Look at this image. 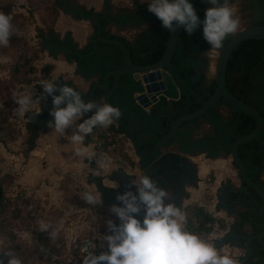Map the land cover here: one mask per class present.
I'll return each mask as SVG.
<instances>
[{"label": "crops", "instance_id": "obj_1", "mask_svg": "<svg viewBox=\"0 0 264 264\" xmlns=\"http://www.w3.org/2000/svg\"><path fill=\"white\" fill-rule=\"evenodd\" d=\"M12 1L16 4L12 6V12L16 16L25 15V8L20 6L23 3L20 4V0L10 2ZM54 2L58 16L52 23H38L40 35L38 38L34 37V41L30 43L39 49V57L35 59L34 66L39 68L51 64L53 69L49 78L43 76L36 82L35 88L27 91L28 95L34 98V102L24 116L18 114V121L22 120L24 128L23 135H28L27 114L38 111L47 116V122L33 148L29 147L23 137L10 141L5 155L9 159L16 184L26 188L43 180L52 182L62 179L65 173L95 172L96 175L103 177L115 171L138 174L137 167L141 157L150 154L151 145L168 128L169 118L165 111L173 101L163 99L156 106L157 113L147 115L134 103L136 92L140 89L138 83L129 82L127 77L122 78L111 96V104L120 109L121 116L111 125L122 131L119 135L127 140V156L136 166L131 167L126 162L117 163L113 157L106 154L107 165L101 167L99 164L98 169H94L91 162L95 160V150L90 144L89 135L82 143H73L70 139V130L62 133L49 128L48 121L52 119L49 114L52 107L51 96L42 93L41 82L55 81L58 86L68 84L86 97L92 85L104 84L106 72L123 65L122 52L100 41L96 43L97 51L89 56L93 63L88 66L82 65L81 61L88 57L81 59L79 55L94 50L93 41L97 38V27L94 22L83 19L74 4L82 9L86 17L87 12L98 16V22L103 27V37L116 39L133 47L136 54L140 34L153 27L154 16L147 11L145 0H54ZM143 15H147V18L141 20ZM18 42L20 40L17 39L15 43ZM17 49L18 47L14 45L6 50L9 51V55H14V50ZM9 55H0V61L7 62ZM111 88L113 77L109 78L108 89ZM95 93L96 102H106L103 91L97 90ZM76 122H79V118ZM205 133L206 123L203 121L185 124L179 132L181 144H172L164 149L183 152L198 169L197 185L186 188L189 197L183 200L182 211L184 212V208L189 205L197 204L204 207L213 217L226 222V230L218 231L206 238L216 246L220 254L232 256L239 264H264V249L256 238L257 235L264 233V205L255 193L244 189L240 173L234 166L231 156L218 153L209 155L207 149L193 147L195 143L203 141ZM183 143L190 144V147L183 148ZM86 158L88 162H85ZM248 171L254 177L250 167ZM258 181L264 185V172ZM262 241L264 243V238Z\"/></svg>", "mask_w": 264, "mask_h": 264}, {"label": "clouds", "instance_id": "obj_2", "mask_svg": "<svg viewBox=\"0 0 264 264\" xmlns=\"http://www.w3.org/2000/svg\"><path fill=\"white\" fill-rule=\"evenodd\" d=\"M203 13L197 10L194 0H148L147 11L162 28L188 35L199 31L209 51L222 49L224 41L236 34L241 17L232 0H206ZM16 31L10 14L0 12V45L7 46ZM42 93L51 96L48 126L57 132L71 131V141L82 143L97 126L107 127L118 120L121 111L104 102L85 101L74 87L57 85L55 81H42ZM38 99V98H37ZM34 100L31 95L18 97L19 114L24 116ZM91 113V115H87ZM36 114H39L37 111ZM79 118V122H76ZM90 158V157H89ZM101 167L106 159L98 160ZM102 194L85 192L82 199L89 205L102 203ZM116 203L109 209L115 219L106 220L107 232L103 236L106 251L96 254L94 241L81 247L84 253L80 264H239L228 254H220L213 243L202 238L186 226L185 213L172 201L167 189L147 174L129 181L127 190L117 192ZM142 213V215H141ZM42 231L49 229L42 224ZM50 235H56L53 230ZM9 255L7 264H21ZM0 264H5L0 259Z\"/></svg>", "mask_w": 264, "mask_h": 264}, {"label": "rangeland", "instance_id": "obj_3", "mask_svg": "<svg viewBox=\"0 0 264 264\" xmlns=\"http://www.w3.org/2000/svg\"><path fill=\"white\" fill-rule=\"evenodd\" d=\"M6 1L16 6L14 1L0 0ZM147 2L148 0H145L146 4ZM21 3L23 5L20 6L25 8L26 14L19 15L21 19L13 23L16 29L13 34L20 40L16 44L13 42V45L18 49L14 50V55H9V51L6 50L8 46L0 45V55L10 56L7 62L0 61V105L10 122L11 132L9 138L0 140V175L7 178L6 190L10 200L7 210L0 211V259L7 264L8 254H11L18 258L21 264H80L82 256L69 248L70 237L72 235L94 237L97 245L96 254H99L107 250L106 242L103 240L107 232L106 220L115 219L109 211L111 206L103 210V202L93 206L82 199L85 192H98L96 186L89 180V176L96 173H65L62 179L52 182L43 180L24 188L16 184L9 159L5 155L10 141L22 137L25 141L28 139V135L22 134L24 128L22 120L18 121L19 109L15 101L22 95H28L27 91L35 88L36 82L43 77L40 73L41 67H34L36 59L34 54H38L39 49L30 43L34 41V37L39 36L38 23H52L55 19L54 15H48L46 11L47 6L51 4L50 0H20ZM233 3L241 17L238 30L240 31L245 26L247 16L242 14L243 4L240 0ZM23 52L30 58L26 63L24 57L21 58ZM215 59L216 57L210 60V73L212 65L216 68ZM31 68L37 71H32ZM211 75H216V69ZM117 138L118 142L106 152L107 156L123 164V156H127V140L120 135ZM107 176L108 174L105 176V184L110 188H116L117 183L110 181ZM24 197H27L28 201ZM42 224H48L49 229L42 231L40 227ZM53 230L56 232L54 238L50 235ZM209 236L204 235L202 238L206 239Z\"/></svg>", "mask_w": 264, "mask_h": 264}, {"label": "water", "instance_id": "obj_4", "mask_svg": "<svg viewBox=\"0 0 264 264\" xmlns=\"http://www.w3.org/2000/svg\"><path fill=\"white\" fill-rule=\"evenodd\" d=\"M74 7L78 10L83 19L94 22V25L97 27V38L93 41L94 50L84 55H79L81 59L89 57L97 51V41L112 45L118 48L123 54V65L106 72L104 74V84L100 83L92 85L89 90V95L86 97L82 96L86 102L89 100L96 101L95 92L99 90L105 93L106 102L111 104V96L114 93V89L118 87L121 79L124 77H127L131 83H138L139 88H141V83L135 79L138 74H142V80L147 84L146 89L148 91H156L158 95H163L164 98L169 101L180 100V84L182 83V80L176 67L172 64V60L182 30L177 29L175 32L170 33L165 54L159 62L144 66L136 65L132 61L127 45L116 39L105 38L102 36L103 27L98 22V16L93 14L86 17L78 5L74 4ZM248 38L264 39V26L246 28L231 38L223 49L216 66V86L212 96L200 109L192 113H188L176 120H173L168 116L169 125L166 132L160 135V137L151 145L150 154L141 157L137 167L138 174H126L124 171L113 172L107 177L110 181L117 183L118 186L116 188L108 187L104 182L105 177L103 176H91V181L96 186L98 193L102 194L103 210H106L113 203H116L115 196L117 192L127 190L129 181L134 178L138 179L141 174L151 176L161 185V187L167 189L172 201L182 209L183 199L189 197L186 187H195L197 185L198 169L183 152L164 151V149L172 144L180 145L179 132L181 128L185 124L194 122L206 115L220 99H223L231 107L249 114L256 120L254 131L246 136L236 139L229 146V149L233 163L236 165L240 173L244 189L251 190L255 193L264 205V185L251 178L239 152V147L242 144L252 140H260L263 135L262 129L264 127V121L256 109L247 105L242 100L237 99L230 93L226 85L227 66L231 54L240 42ZM110 77H113V88L108 89ZM138 109L145 113L141 108ZM87 115H91V113H87ZM85 162H88L87 158L85 159ZM256 238L261 242L264 249V243L262 241L264 233L257 235ZM247 253V257H249V249L247 250Z\"/></svg>", "mask_w": 264, "mask_h": 264}, {"label": "flooded vegetation", "instance_id": "obj_5", "mask_svg": "<svg viewBox=\"0 0 264 264\" xmlns=\"http://www.w3.org/2000/svg\"><path fill=\"white\" fill-rule=\"evenodd\" d=\"M234 1L232 0V2ZM240 1L243 4L242 14L247 16L245 26L240 31L253 26H264V0ZM194 5L201 15L203 9L208 6L206 0H194ZM146 18L147 15H143L141 20ZM153 20V27L140 34L137 54L142 57L150 56L161 48L157 20L155 17H153ZM234 35L226 38L222 49L209 51V46L203 40L199 31L192 35L182 31L172 60V64L176 67L182 80L180 84L181 97L180 100L173 101L167 106L165 113L169 117L176 120L200 109L209 100L216 86V75L212 76L209 69L210 60L216 57L214 60L216 62L214 63L217 66L223 49ZM249 39L255 40V42L246 45L244 51H239L240 44ZM236 50L235 67L232 69L230 78L238 95L241 97L236 98L256 109L264 121V39L248 38L240 42L233 52ZM156 106L150 115L157 113ZM197 121L206 123V133L203 141L198 144L195 143L193 147L207 149L209 155L218 153L219 155L231 156L229 146L236 139L252 133L256 127V120L252 116L231 107L223 99H220L206 115L194 122ZM262 132L263 135L260 140H252L239 147L240 156L246 168L250 167L252 170L250 172H252L254 177L249 175L255 181L261 179L264 172V127ZM189 145L188 143H183V148L190 147ZM234 166L236 167L235 164Z\"/></svg>", "mask_w": 264, "mask_h": 264}, {"label": "trees", "instance_id": "obj_6", "mask_svg": "<svg viewBox=\"0 0 264 264\" xmlns=\"http://www.w3.org/2000/svg\"><path fill=\"white\" fill-rule=\"evenodd\" d=\"M50 1H51V4H49V6H47L46 8L47 14L54 15L56 19V17L58 16L57 7H56L54 0H50ZM0 12L10 14L12 16V23L16 22L19 18V16H16L12 12V5H10L9 2L7 1L0 2ZM86 15L89 16L90 12H87ZM157 27H158L160 38H161V48H159L152 55L150 56L147 55L146 57H142L141 55L136 54V51L133 49V47L129 45L127 46L130 51L131 58L134 64L141 65V66L151 65V64H155L159 62L162 59L166 51L167 42L169 40V36L171 32L162 28L158 20H157ZM39 31L41 32L40 28H39ZM40 32L38 33V35H40ZM15 41H17V39L15 38L14 34H12L9 38V43L7 44V46L8 47L14 46L13 42ZM254 42L255 40H252V39H249L246 42H243L242 44H240L239 51H244L246 45L250 43H254ZM144 51L146 52V50ZM38 54H34V56L36 55V57L34 58H37ZM236 56H237V50L232 53L231 58L228 63L227 88L232 95H234L237 98H241L240 95H238L235 89V86L232 84L231 79H230L231 74H232V69L233 67H235ZM23 57H24V63H26L30 59L26 57V54L24 52L21 54V58ZM81 63L84 66L85 65L88 66L93 63V60L92 58L88 57V58H84L81 61ZM16 66H17V63L15 64L13 68L14 70H16ZM31 69L32 71H37L34 68H31ZM52 69H53V66L51 64H46L41 67L40 72L44 76V78H49V75ZM46 122H47V116L45 114H40V113L36 114L35 112L27 114V124H26V130L28 133L27 143L29 144L30 148H33L35 146V142L38 139L40 133L42 132ZM120 133H122V131L120 129H117L115 126H112L110 128V136L106 137V141H105V148L107 151L118 142L116 139H118L117 137ZM10 134H11L10 122L6 118L3 110L0 108V135H2L0 136V140H3L7 137L9 138ZM103 158L104 157L102 156L98 159L93 160L91 162L92 167L94 169H98L99 164L97 163V161ZM123 161L128 163L131 167L136 166L135 162L132 161L128 156H123ZM91 176L92 174L89 176L90 182H92ZM6 179H7L6 177H1L0 175V211L1 212H5L7 210L9 202H10L9 198L7 197L6 181H5ZM25 200L28 201V198L26 197ZM184 213L186 217L187 228L197 233L201 237L204 235H211L218 231H224L227 229V224L224 220L213 217L204 207L199 206L197 204L189 205L186 208H184ZM260 254H262V252H260Z\"/></svg>", "mask_w": 264, "mask_h": 264}, {"label": "built area", "instance_id": "obj_7", "mask_svg": "<svg viewBox=\"0 0 264 264\" xmlns=\"http://www.w3.org/2000/svg\"><path fill=\"white\" fill-rule=\"evenodd\" d=\"M136 80H138L141 83V88L136 92L135 96V103L136 105L141 108L146 114H151L154 107L159 103L161 99H165L163 95H158L156 91H148L146 89L147 84L143 82L142 80V74H138L135 77ZM161 91V90H160ZM112 125H109L107 127H101L97 126L93 129L92 133L89 134V141L90 144L94 147L95 150V159H98L100 157H106V148H105V141L106 137L110 136V128ZM2 136V135H0ZM102 161V159L100 160ZM94 241V237L86 236L81 237L78 235H72L70 237L69 242V248L70 250L78 253L80 256H83L84 253L81 251L82 245L85 243L90 244V250H91V243ZM96 244V242H95ZM95 253L97 252V245L94 249Z\"/></svg>", "mask_w": 264, "mask_h": 264}, {"label": "bare ground", "instance_id": "obj_8", "mask_svg": "<svg viewBox=\"0 0 264 264\" xmlns=\"http://www.w3.org/2000/svg\"><path fill=\"white\" fill-rule=\"evenodd\" d=\"M215 69H216L215 66L212 65V66H211V73H214V72H215Z\"/></svg>", "mask_w": 264, "mask_h": 264}]
</instances>
